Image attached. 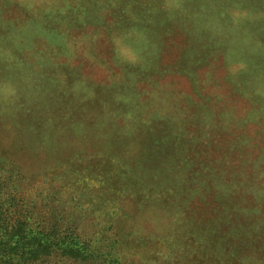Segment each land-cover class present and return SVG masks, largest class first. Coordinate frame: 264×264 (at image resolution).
<instances>
[{"label": "rangeland", "instance_id": "1", "mask_svg": "<svg viewBox=\"0 0 264 264\" xmlns=\"http://www.w3.org/2000/svg\"><path fill=\"white\" fill-rule=\"evenodd\" d=\"M2 2L0 146L30 171L131 169L126 263L264 264V0ZM111 180L82 198L88 230Z\"/></svg>", "mask_w": 264, "mask_h": 264}, {"label": "trees", "instance_id": "2", "mask_svg": "<svg viewBox=\"0 0 264 264\" xmlns=\"http://www.w3.org/2000/svg\"><path fill=\"white\" fill-rule=\"evenodd\" d=\"M2 10L1 0L0 12ZM11 20L6 16L0 19V27L8 29ZM40 39L33 38L34 54ZM1 141L0 145L3 144ZM114 154L120 157L118 153ZM106 155L104 163L109 161L106 165H112L110 171H106L107 175L83 179L91 171L89 166L87 176L77 179L78 171L66 169L61 163L54 168L30 171L24 161L16 159L15 152L0 146V264H132V261L126 263L125 257L135 250L126 246V234L115 222L120 216L119 201L125 198L127 190L135 187L126 186L131 169L120 163L118 168L117 158ZM111 178L119 181L121 189L114 196L118 200L106 205V216L103 213L105 217L96 223L98 228L88 230L85 223L90 218L82 198L90 193L97 197L103 191L107 192L100 190V186ZM76 185L80 189V193L76 189L79 195L73 189ZM223 219L216 220L218 225L221 223L218 236L224 240L232 236L241 239L233 234L236 231L242 235L239 226L232 224L231 219H228L230 223H224Z\"/></svg>", "mask_w": 264, "mask_h": 264}, {"label": "clouds", "instance_id": "3", "mask_svg": "<svg viewBox=\"0 0 264 264\" xmlns=\"http://www.w3.org/2000/svg\"><path fill=\"white\" fill-rule=\"evenodd\" d=\"M122 56H124L125 58H128V59H135L136 57L135 56H127V55H124L123 53H121Z\"/></svg>", "mask_w": 264, "mask_h": 264}]
</instances>
